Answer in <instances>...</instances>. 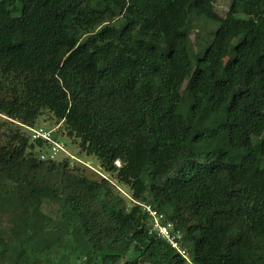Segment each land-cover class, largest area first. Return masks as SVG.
Here are the masks:
<instances>
[{
	"label": "trees",
	"instance_id": "16d2710c",
	"mask_svg": "<svg viewBox=\"0 0 264 264\" xmlns=\"http://www.w3.org/2000/svg\"><path fill=\"white\" fill-rule=\"evenodd\" d=\"M229 1L222 17L214 0H0V264L43 207L41 233L63 235L16 247L34 264H264V0ZM45 112L131 207L109 179L40 158Z\"/></svg>",
	"mask_w": 264,
	"mask_h": 264
},
{
	"label": "rangeland",
	"instance_id": "374dc122",
	"mask_svg": "<svg viewBox=\"0 0 264 264\" xmlns=\"http://www.w3.org/2000/svg\"><path fill=\"white\" fill-rule=\"evenodd\" d=\"M214 6L216 12L224 17L229 10L230 1L229 0H214ZM195 35L192 34V40L194 41ZM5 117L0 115V119ZM37 127H43L45 129H55L54 138L59 142L66 145L67 151L70 155H73L77 159H80L84 163L72 159L65 153H61L56 158L57 160L69 159L71 165H81L85 168L86 175L92 179H100L105 177L115 185V189L126 199V204L131 207L134 203L131 197V193L127 187L120 184L114 179L113 176L104 172L101 168L99 161L93 156H87L82 153L79 147V141L75 140L73 137L67 136L61 125L56 123V120L48 113L45 112L44 115L39 117L37 120ZM49 149H43L40 154H47ZM48 217H53V211L50 207H43L41 209L35 210L31 213L23 212L20 216L18 222L14 225L13 233L8 240L7 252L5 260L2 264H34L31 263L23 254H19L16 251L17 246L22 245H34L35 247H43L44 249H49L53 246L55 241L63 235V231L55 230L48 234L41 233V226L46 221ZM7 220L6 218H4ZM6 224H8L6 222ZM49 253L46 255L48 256ZM48 259L53 261L54 257L49 255ZM72 260L69 264H72Z\"/></svg>",
	"mask_w": 264,
	"mask_h": 264
},
{
	"label": "built area",
	"instance_id": "2783aa9c",
	"mask_svg": "<svg viewBox=\"0 0 264 264\" xmlns=\"http://www.w3.org/2000/svg\"><path fill=\"white\" fill-rule=\"evenodd\" d=\"M32 133V139H42L48 144V153L41 154V159H55L61 153H65L72 159L84 163L80 159H77L73 155H70L67 151L66 145L59 142L54 138L55 129H45L43 127L29 128ZM85 164V163H84ZM144 209L149 214L151 219V233H155L158 238L165 240L171 248L177 251L185 260L190 262V256L188 250L180 243L182 235L179 231H174L171 223L164 222V216L154 209L151 205H144Z\"/></svg>",
	"mask_w": 264,
	"mask_h": 264
}]
</instances>
